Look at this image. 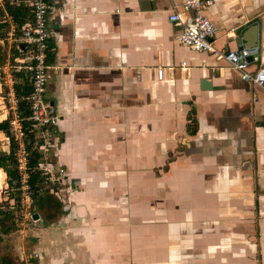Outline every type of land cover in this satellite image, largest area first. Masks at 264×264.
Listing matches in <instances>:
<instances>
[{
	"label": "crops",
	"instance_id": "obj_1",
	"mask_svg": "<svg viewBox=\"0 0 264 264\" xmlns=\"http://www.w3.org/2000/svg\"><path fill=\"white\" fill-rule=\"evenodd\" d=\"M48 1L44 95L70 194L27 230L35 264H264V91L176 42L183 0ZM204 14L215 51L256 40L264 65V0Z\"/></svg>",
	"mask_w": 264,
	"mask_h": 264
},
{
	"label": "built area",
	"instance_id": "obj_2",
	"mask_svg": "<svg viewBox=\"0 0 264 264\" xmlns=\"http://www.w3.org/2000/svg\"><path fill=\"white\" fill-rule=\"evenodd\" d=\"M5 1L0 0V24L5 33L2 41L6 43L9 50H16L17 54L12 59L7 56L4 63L0 64V105L5 112L4 119L0 121L6 120L8 123L6 146L9 148L10 140L14 145L12 158L16 178L12 180L11 184L16 186V207L20 213L18 215L19 226L21 230H26L38 219L32 218V195L28 183L25 131L17 113V105L22 98L15 94L13 85L16 81L13 72L25 75L30 85L28 94L23 98L27 102L28 116L26 119L29 120L31 128L41 141L38 149L41 151L42 157L37 163V169L41 172L44 182L54 187L55 195L63 209L69 206L70 191L64 190V169L54 166L50 159L43 156L47 143L45 136H51L52 143L57 142V136L53 134H57L56 122L58 119V115L44 95L49 71L57 70L56 65L51 66L46 63L49 36L46 16L49 1L23 0L28 8V14L21 25H18L6 13L4 10ZM8 3L18 4V1L9 0ZM210 4L211 0H183L178 4H171L167 20L180 26V30L175 36L176 42L193 51L215 53L218 58L225 60L232 69L237 71L240 80L264 91V65L259 63L257 48L239 47L235 50L215 51L212 40L216 27L204 14V10ZM188 13L190 14L189 20L186 16ZM252 63L256 66L254 70H249ZM160 74L161 70L158 69V78H160ZM49 145L51 144H47V146ZM5 186L7 189V184ZM18 232L20 233V230ZM16 256L18 264H35L39 252L37 250L26 251L21 244H17Z\"/></svg>",
	"mask_w": 264,
	"mask_h": 264
},
{
	"label": "trees",
	"instance_id": "obj_3",
	"mask_svg": "<svg viewBox=\"0 0 264 264\" xmlns=\"http://www.w3.org/2000/svg\"><path fill=\"white\" fill-rule=\"evenodd\" d=\"M9 0L4 2V10L10 15L14 21L21 25L28 14V8L23 3V0H17L18 4H9ZM16 1V0H13ZM1 25V24H0ZM1 27V26H0ZM4 32H0V39L4 38ZM17 54L14 49L10 50L9 58L12 59ZM48 55L46 51V63ZM5 61V52L0 51V64ZM12 62V61H11ZM15 83L13 85L16 96L21 97L17 105V113L21 119L23 129L25 131V144L27 151V166L29 171L28 183L31 189L32 206L31 211L36 213L44 224L49 223L57 215H59L63 208L55 195V189L44 182L41 172L37 169V163L41 160L42 153L38 149L40 140L37 138L35 131L31 128V123L26 119L28 116L27 102L24 100L30 89V85L25 75L20 72H13ZM0 105V110H1ZM1 119V117H0ZM1 133L8 137V123L6 120L0 121V137ZM5 138V137H4ZM13 144L9 143V152L5 153L0 149V168L3 170L7 184V196L0 206V243H2V237L7 236L15 230V222L13 219V213L8 208V201H13L16 207V186L11 182L16 178V173L13 167ZM17 208V207H16ZM8 254L0 256V264H18V258L16 254L15 258L7 256Z\"/></svg>",
	"mask_w": 264,
	"mask_h": 264
},
{
	"label": "rangeland",
	"instance_id": "obj_4",
	"mask_svg": "<svg viewBox=\"0 0 264 264\" xmlns=\"http://www.w3.org/2000/svg\"><path fill=\"white\" fill-rule=\"evenodd\" d=\"M0 26H1L0 32H3V26L2 25H0ZM2 42H3L2 39H0V51L5 52V59H6V57L10 55V50L8 49L6 43L3 42V44H2ZM0 117L2 118V116H0ZM1 135L2 136L0 137V146L5 145V143H6L5 140L8 139L7 136L3 135L2 133H1ZM53 135L57 136V134H53ZM4 137H6V139ZM45 138H47V140H46L47 143L45 145L46 150L43 153V156L47 157L48 159H50L54 163L53 154H54V148H55V145L57 142L55 144L52 143L51 136H49V137L45 136ZM42 143H43V141H42ZM47 144H51V145L47 146ZM3 178H4V172L2 170H0V185L3 182ZM4 183L6 184V178L4 179ZM4 183L2 184L3 187H0V190H1L0 191V206H2L1 204L3 203V201L5 200V198L7 196V192H6L7 190H6V186L4 185ZM10 200L7 202L8 208H9L7 210L12 211L13 219H14V222L16 224L15 225L16 227H15V230L12 231L10 234L2 237V243H0V256L8 254L7 256L15 258L14 255L16 254L17 244L23 245L24 248L28 247V245H30L29 241H30L31 237L29 236V234L27 232L28 229H26V230L20 229L19 222H18V215L20 213H19L18 209L15 207L14 202L10 201ZM19 230H20V233L19 232L17 233V231H19Z\"/></svg>",
	"mask_w": 264,
	"mask_h": 264
},
{
	"label": "water",
	"instance_id": "obj_5",
	"mask_svg": "<svg viewBox=\"0 0 264 264\" xmlns=\"http://www.w3.org/2000/svg\"><path fill=\"white\" fill-rule=\"evenodd\" d=\"M250 26V25H249ZM256 24L254 23V24H251V26H250V28H249V30L250 31H253V30H256ZM240 37L242 38V34H240ZM243 40V39H242ZM241 41V40H240ZM243 42V46H248V47H246V48H253V47H257V43H256V40L255 41H251V42H249V43H247V45H246V43H244V40L242 41ZM20 48H22V45H20ZM262 124L264 125V119H263V121H262ZM5 139H6V137H5ZM6 141V143H8V141H7V139L5 140ZM6 143H5V145H2V146H0V149H1V151H3V152H5V153H8L9 152V148H8V146H6ZM1 169V168H0ZM3 171V170H2ZM32 218L33 219H38V215L36 214V213H33L32 214Z\"/></svg>",
	"mask_w": 264,
	"mask_h": 264
},
{
	"label": "flooded vegetation",
	"instance_id": "obj_6",
	"mask_svg": "<svg viewBox=\"0 0 264 264\" xmlns=\"http://www.w3.org/2000/svg\"><path fill=\"white\" fill-rule=\"evenodd\" d=\"M49 31V30H48Z\"/></svg>",
	"mask_w": 264,
	"mask_h": 264
}]
</instances>
